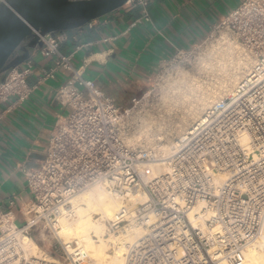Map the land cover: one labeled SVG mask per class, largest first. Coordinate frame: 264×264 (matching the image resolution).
<instances>
[{
    "label": "built area",
    "instance_id": "obj_1",
    "mask_svg": "<svg viewBox=\"0 0 264 264\" xmlns=\"http://www.w3.org/2000/svg\"><path fill=\"white\" fill-rule=\"evenodd\" d=\"M151 1L127 3L143 7L133 27L151 22ZM61 35L40 36L42 46L34 51L55 57L43 80L60 70L72 77L54 95L61 113L45 159L25 172L31 198L21 205L23 222L13 210L0 211V264H90L77 242L61 238L60 219L72 221L75 197L102 184L116 197L135 187L146 195L134 209L122 206L109 224L108 232L117 236L146 231L128 244L125 264H241L245 252L264 240V0H243L208 37L190 49H176L126 108L74 67V54L61 53ZM219 41L236 47L250 63L242 80L226 100L213 104L175 138L168 155L161 146L144 142L163 140L154 124L172 121L154 101L159 83L193 69ZM33 69L31 58L5 74L0 106L30 97L34 88L27 79ZM156 109L161 114L154 115ZM161 162L167 163V172L144 180L141 168ZM35 235L58 244L62 255L57 262L29 255L21 236L35 243Z\"/></svg>",
    "mask_w": 264,
    "mask_h": 264
},
{
    "label": "crops",
    "instance_id": "obj_2",
    "mask_svg": "<svg viewBox=\"0 0 264 264\" xmlns=\"http://www.w3.org/2000/svg\"><path fill=\"white\" fill-rule=\"evenodd\" d=\"M242 1L152 0L148 6L151 22L135 27L132 25L141 19L143 7L126 5L93 21L92 27L64 33L59 49L65 55L74 54V67L126 108L164 60L172 58L176 49H190L208 37ZM32 61L34 69L27 81L33 93L25 101L12 98L0 106V211L13 210L20 222L21 205L31 198L25 172L45 159L61 113L54 95L72 77L71 72L60 70L55 78L43 80L55 57L34 53Z\"/></svg>",
    "mask_w": 264,
    "mask_h": 264
},
{
    "label": "bare ground",
    "instance_id": "obj_3",
    "mask_svg": "<svg viewBox=\"0 0 264 264\" xmlns=\"http://www.w3.org/2000/svg\"><path fill=\"white\" fill-rule=\"evenodd\" d=\"M210 55L212 59L210 57L211 60H208L206 58L208 55L202 58L199 67L201 71H207L213 75L219 72L216 79L217 84L206 83L205 85L199 79L200 76L199 78L189 76L188 72L184 73V71L180 78L177 77L180 83L178 88L179 100L183 105V117L177 126L180 136L187 131V127L191 123L193 124L201 118L213 104L226 100L228 93H231L239 84L250 67V63L243 58L237 48L230 44L223 45L219 41L217 46L213 47ZM136 140L140 141L139 137ZM147 140L150 141V139ZM243 140L246 142L245 137H243ZM173 146L174 142L162 149L168 155ZM166 172L167 163L165 162L148 164L141 168V175L146 181L156 179ZM145 200L146 195L138 187L132 189V192L124 197H116L105 184L92 186L75 197V218L72 221L66 218L60 219V236L67 243L77 242L83 248L85 257L91 260L90 264H125L128 244L136 243L145 235L146 231L144 229H133L124 236H117L108 232L109 224L115 219L122 206H129L134 209L144 203ZM95 238H98V240H95ZM21 241H23L29 255L50 263L57 262L48 256H39L38 254L41 252L38 246L25 236H21ZM223 264L226 263L223 262ZM241 264H264V240L254 244L245 252Z\"/></svg>",
    "mask_w": 264,
    "mask_h": 264
},
{
    "label": "water",
    "instance_id": "obj_4",
    "mask_svg": "<svg viewBox=\"0 0 264 264\" xmlns=\"http://www.w3.org/2000/svg\"><path fill=\"white\" fill-rule=\"evenodd\" d=\"M130 0H7L0 4V82L30 60L40 36L75 32Z\"/></svg>",
    "mask_w": 264,
    "mask_h": 264
},
{
    "label": "rangeland",
    "instance_id": "obj_5",
    "mask_svg": "<svg viewBox=\"0 0 264 264\" xmlns=\"http://www.w3.org/2000/svg\"><path fill=\"white\" fill-rule=\"evenodd\" d=\"M217 44H218L217 42H214L213 45L210 46L209 49L207 50L206 56L207 55L208 56L206 58H208V60L212 59V56L210 55V53H212L213 47L217 46ZM210 57H211V59H209ZM198 67H199V63L197 65H195V67L193 69H191L190 71H184V73L188 72L189 76L192 75V76H194L196 78L197 77L199 78V76H200L199 79L202 80V83H204L205 85H206V83H208V84L209 83L210 84H214V83L217 84L218 81L216 79L219 76L218 75L219 72H218V74L213 75V74H210L207 71H203V70L201 71L200 67L199 68ZM182 72L183 71H180V74H178L175 78L168 77V78L162 80L159 83V86L157 87V89L155 90V93H154L155 99H154V101H156V102L158 101L160 103V107H162L163 111H166V113L169 116L172 117L171 118L172 121L170 123L154 124L156 126V128H157V130L154 129V132L155 133L163 132L165 137H164L163 140L150 139V141H149V140L146 139V140H144V142H146L147 144H157V145H159V146H161L163 148L164 146L171 145L174 142L175 138H177L178 136L180 137L179 129H178L177 126H178L180 120L183 117V107H182L183 105H182V102H180L181 100H179L180 94L178 92V88L180 87L179 86L180 83H179V80L177 79V77L180 78L181 77L180 75L183 74ZM173 85H176V86H173ZM173 87H174V90L172 91ZM175 88H177L176 92H175ZM165 92H167V93H165ZM170 93L171 94L173 93L174 95L173 94L171 95ZM175 93H176V95H175ZM229 94H230V92L228 93L227 96H229ZM169 96L170 97L172 96V97L170 98ZM154 109H153V111H154ZM158 111H159V109H156V111L153 114L154 115L161 114V113H158ZM192 125L193 124L191 123L187 127V130ZM138 137H139V135H137V138ZM97 218H99V217H97ZM35 236L37 237V241H35V243L37 244V246H38V248L40 249V252H41L40 254H38L39 256H41V255L44 256L45 255V256H48L49 258L57 259L58 257H60L62 255L61 250H60L58 244L55 241L47 239L46 236H44V237H42V235H35ZM95 240H98V238H95ZM27 242H30V241H27ZM90 263H91V260H90Z\"/></svg>",
    "mask_w": 264,
    "mask_h": 264
}]
</instances>
